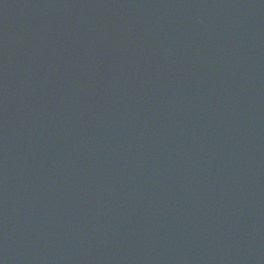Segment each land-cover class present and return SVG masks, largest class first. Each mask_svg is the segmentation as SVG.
Returning a JSON list of instances; mask_svg holds the SVG:
<instances>
[{
  "label": "water",
  "instance_id": "obj_1",
  "mask_svg": "<svg viewBox=\"0 0 264 264\" xmlns=\"http://www.w3.org/2000/svg\"><path fill=\"white\" fill-rule=\"evenodd\" d=\"M0 264H264V0H0Z\"/></svg>",
  "mask_w": 264,
  "mask_h": 264
}]
</instances>
